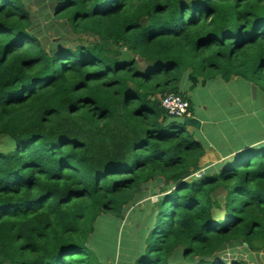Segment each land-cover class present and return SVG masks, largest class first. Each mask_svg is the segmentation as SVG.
I'll use <instances>...</instances> for the list:
<instances>
[{"label": "trees", "instance_id": "obj_1", "mask_svg": "<svg viewBox=\"0 0 264 264\" xmlns=\"http://www.w3.org/2000/svg\"><path fill=\"white\" fill-rule=\"evenodd\" d=\"M49 3L56 31L93 41L47 50L24 0H0V144L16 145L0 149V264H102L101 212L122 218L155 180L135 264H251L226 252H264V144L198 179L205 147L162 99L192 108L185 80L264 92V0Z\"/></svg>", "mask_w": 264, "mask_h": 264}, {"label": "rangeland", "instance_id": "obj_2", "mask_svg": "<svg viewBox=\"0 0 264 264\" xmlns=\"http://www.w3.org/2000/svg\"><path fill=\"white\" fill-rule=\"evenodd\" d=\"M24 2L33 13L34 30L41 37V41L47 50L51 48L53 43L63 40L71 47H74L81 39L85 42L93 41L92 38L77 36L63 29L56 31L60 26L53 24L50 0H24ZM61 23L59 22L58 25ZM239 81L240 84L226 86V81L216 78L210 80V87L207 90H202L201 85H198L197 89H190L191 84L185 80L182 88L184 91L192 93L197 109L200 106L214 107L216 104L226 106L227 99L233 91L232 94H236L239 99L245 102L243 108L248 112L249 120L246 122L248 124L244 125V130H253L259 133L264 129V92L258 85L250 84L242 79H239ZM210 96L212 97L211 103L208 102ZM255 113L256 117L252 116ZM216 169L215 166L210 168L208 164H203L201 170L204 173L209 171L216 173ZM163 189L164 185L160 180L143 185L131 204L124 209L122 218H116L101 212L95 230L89 236V242L92 243V247L100 256L102 264H135L137 257L133 253L140 243L139 237L154 223L152 220L156 216L158 203L163 196ZM226 253L228 257L242 254L251 264L256 263L255 257L261 254V252L249 251L242 244L229 247ZM132 257H134V260H132Z\"/></svg>", "mask_w": 264, "mask_h": 264}, {"label": "crops", "instance_id": "obj_3", "mask_svg": "<svg viewBox=\"0 0 264 264\" xmlns=\"http://www.w3.org/2000/svg\"><path fill=\"white\" fill-rule=\"evenodd\" d=\"M239 82V79L234 78L225 84L228 86L229 84H240ZM209 84L210 81L201 83L202 90H207L210 87ZM197 88L198 86L194 89ZM232 93L227 99L226 106L216 104L214 107L200 106L199 109L196 108L194 96L189 93L192 102V112L189 119L195 123L187 127L206 150L201 167L203 164H208L210 168L218 167L224 161L236 157L243 151L244 146H257L264 143V129L259 133L253 130H244V125L248 124L246 122L249 120L248 112L243 108L245 102ZM211 100L212 97L210 96L208 102L211 103ZM252 116L256 117V113ZM255 259L256 263L252 264H264V252L258 254Z\"/></svg>", "mask_w": 264, "mask_h": 264}, {"label": "built area", "instance_id": "obj_4", "mask_svg": "<svg viewBox=\"0 0 264 264\" xmlns=\"http://www.w3.org/2000/svg\"><path fill=\"white\" fill-rule=\"evenodd\" d=\"M162 106L168 112L171 118L189 119L191 117V105L189 101L180 95H166L162 99ZM203 173L204 171L200 170L195 174V177L201 178Z\"/></svg>", "mask_w": 264, "mask_h": 264}, {"label": "water", "instance_id": "obj_5", "mask_svg": "<svg viewBox=\"0 0 264 264\" xmlns=\"http://www.w3.org/2000/svg\"><path fill=\"white\" fill-rule=\"evenodd\" d=\"M123 59L124 60H131V59H133V56L130 55L128 52H125L124 56H123ZM173 123L189 126V125L194 124L195 122L192 121L191 119H186V118H170L166 122V125H170V124H173ZM15 147H16V145H15L14 141L10 137L4 138L2 140V143L0 144V149L1 150H7V149H11V148L13 149Z\"/></svg>", "mask_w": 264, "mask_h": 264}]
</instances>
